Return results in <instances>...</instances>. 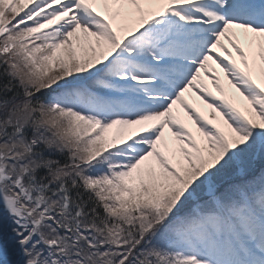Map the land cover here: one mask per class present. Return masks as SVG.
Here are the masks:
<instances>
[{"label": "snow or ice", "instance_id": "snow-or-ice-1", "mask_svg": "<svg viewBox=\"0 0 264 264\" xmlns=\"http://www.w3.org/2000/svg\"><path fill=\"white\" fill-rule=\"evenodd\" d=\"M0 264H264V0H0Z\"/></svg>", "mask_w": 264, "mask_h": 264}, {"label": "rangeland", "instance_id": "rangeland-1", "mask_svg": "<svg viewBox=\"0 0 264 264\" xmlns=\"http://www.w3.org/2000/svg\"><path fill=\"white\" fill-rule=\"evenodd\" d=\"M206 83L209 85L210 88H212L211 80L209 78H207V77H206ZM186 98L189 99L190 103H195V104H197L199 106H202L201 102L198 101V99L194 95L189 94V95L186 96Z\"/></svg>", "mask_w": 264, "mask_h": 264}]
</instances>
